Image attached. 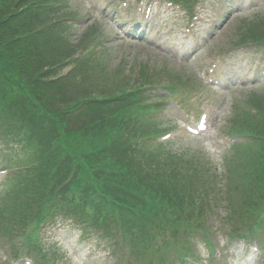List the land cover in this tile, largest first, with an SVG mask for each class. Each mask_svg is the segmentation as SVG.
<instances>
[{
  "label": "rangeland",
  "instance_id": "1",
  "mask_svg": "<svg viewBox=\"0 0 264 264\" xmlns=\"http://www.w3.org/2000/svg\"><path fill=\"white\" fill-rule=\"evenodd\" d=\"M1 1L8 3L6 0ZM187 1L190 3L186 4L183 0H147L145 5L150 11L147 8L144 15L143 3L138 0H66L64 9L74 18L68 21L72 26L69 25L65 35L70 44L77 45L89 40L87 45L91 46L88 54L94 44L105 50L93 60L96 72L92 73L96 74L95 77L102 75L101 80L95 77L90 80L97 89L106 88L107 85L115 89L121 85V88L135 84L141 87L151 84L148 83L150 80L155 84L151 88L144 87V90L153 102H167V113L179 125L174 138L180 141L161 147L154 154V160L166 171L175 167L192 174L194 182L206 180L208 184L217 183L214 188L219 186L222 194L215 196L212 191L209 196L212 203L207 196L204 205L191 199V204L204 206L196 211L207 210L208 222L205 228L198 224L194 234L178 239L180 249L193 255L189 254L184 261L180 258L176 239L171 237V246L168 248L160 246L158 239L170 237L168 234H159L158 239L153 240L154 245L146 238L148 231V238L158 234L157 230L166 225L172 216V210L159 196H149V202L156 204L155 213L150 216L154 207L146 204L145 198L143 203L148 217L142 219V225L147 228L141 227L137 234V250L142 264H163V254L169 260L166 264H259L262 257L260 241L233 239L225 217L226 213H234L239 217L246 216L245 220L254 219V210L255 219L264 225V193L259 192L261 186L251 176L240 174L244 160L238 159L240 154L250 152V149L263 150L262 143L259 147L254 145L257 140L253 136L239 132L240 128L248 125L256 132L260 122L264 121L257 116L264 113V43L255 41L245 45L246 41L250 43L258 36H264V0H204L200 7L202 19L193 27L196 33L194 40L192 34H185L190 19L184 14L186 8L194 9L197 5L193 0ZM170 2L176 3L179 8L168 6ZM5 11H10L7 5L0 8V16ZM122 19L128 22H134L135 19L150 20L153 26L147 33L134 36L128 34V26L118 24ZM48 31L40 36V43L50 44L53 41L55 32ZM88 54L86 60L93 57ZM68 70L64 68L63 72L67 75ZM79 80V85L84 83L82 79ZM178 80L185 83L184 87L170 92L166 86L176 84ZM9 98L11 101L15 99L21 106L15 94L11 93ZM206 114L207 129L197 134L191 133L189 126H195L199 118ZM36 128V123L25 126L34 137ZM261 132L264 133V130ZM172 155L175 157L170 159ZM14 156L13 153L0 151V168L21 160V157ZM14 177L10 172L0 174V196L6 198L2 203L0 201L4 212L12 209L6 202L15 201L13 188L9 187L14 185ZM240 180L252 184H247L248 194L242 195L243 192L231 188ZM258 182L264 187L263 175L259 174ZM256 192H259L257 196ZM252 198L259 208L250 206L248 212L243 213L246 203ZM192 212L195 213L194 210ZM143 220H146V224ZM52 221L47 220L44 226L49 229L43 235L49 257L47 264H92L91 244L80 243L78 236L69 229L50 228ZM232 231L237 236L234 227ZM237 231L250 233L243 227H238ZM254 236L264 240V227ZM49 246H52V252L59 255L61 262L55 263ZM125 248L126 254L117 264H135L137 261L128 257L129 251ZM4 256L9 263L1 260ZM10 258H14L12 253L2 248L0 264H13L14 259ZM97 264H114V260L107 258Z\"/></svg>",
  "mask_w": 264,
  "mask_h": 264
},
{
  "label": "trees",
  "instance_id": "2",
  "mask_svg": "<svg viewBox=\"0 0 264 264\" xmlns=\"http://www.w3.org/2000/svg\"><path fill=\"white\" fill-rule=\"evenodd\" d=\"M6 2L0 0L1 7L7 5L10 10L0 16V124L10 120L7 137L15 122L30 138L25 126L36 123V137L33 143L30 141L28 151L36 156L31 163L48 158L54 168H61L62 177L70 180L62 191V184L55 187L56 193L45 186L46 181L40 180L36 183L35 196H54L53 203L58 196H73L79 205L69 199L56 208L44 206L40 212L47 216L59 213L74 224L82 222L81 215L92 217L100 212L101 219L120 215L123 223L131 224L138 220L137 213L141 212L136 208L144 207L136 196L168 197L183 213L189 210L192 197L180 189L183 185L191 191L196 189L191 176L180 168L172 167L168 172L161 167L153 158L161 146L151 147L149 129L137 123L147 113L148 106L142 102V92L134 90L138 84L97 89L90 83L96 75L92 73L94 64L76 66L68 76L61 77L60 71L71 62L68 59L73 58L76 46L67 42L62 27L57 26L50 0ZM50 27H56L50 31H55L53 41L40 43V36L47 32L43 30ZM101 76L95 78L101 80ZM79 79L84 83L79 85ZM11 93L25 106H20L15 99L11 101ZM240 129L264 141L261 132L264 121L256 132L251 125ZM243 155L254 174L264 176V144L261 152L250 149ZM39 174L40 171L38 178ZM207 184L204 180L199 191H205ZM259 192L264 193V188ZM252 201L253 198L246 203L243 213H247L250 206L259 208L257 202ZM146 202L154 206L153 202ZM87 206L94 208L93 213L89 210L87 213ZM255 213L253 210L254 219L245 220L246 216L241 215L240 222L249 223L248 227L256 225ZM20 216L26 214L22 211ZM178 221L180 219L174 218L172 223ZM96 225L101 233L109 232L100 222Z\"/></svg>",
  "mask_w": 264,
  "mask_h": 264
}]
</instances>
